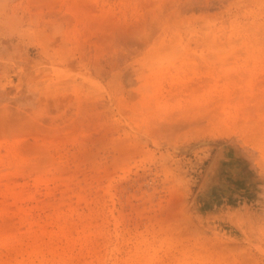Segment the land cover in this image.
<instances>
[{"label":"rangeland","instance_id":"374dc122","mask_svg":"<svg viewBox=\"0 0 264 264\" xmlns=\"http://www.w3.org/2000/svg\"><path fill=\"white\" fill-rule=\"evenodd\" d=\"M0 178V264H264V0H0Z\"/></svg>","mask_w":264,"mask_h":264},{"label":"bare ground","instance_id":"6f19581e","mask_svg":"<svg viewBox=\"0 0 264 264\" xmlns=\"http://www.w3.org/2000/svg\"><path fill=\"white\" fill-rule=\"evenodd\" d=\"M2 163H4V162H2ZM5 163H7V162H5ZM8 165H10V163ZM226 167H228V168L226 169ZM219 168L220 169L224 168V171H223L222 174L220 173V169ZM250 169H251L250 162H247V160L245 158L242 159L241 154L238 152V150L235 147L228 146V145L225 146V147L223 146L218 151V153L215 155V157L213 159V162H212V165H211L210 173L207 172L208 175L206 176L204 184H202V186L200 185L202 188H200V191H199V193H198V195L196 197V201H198L200 198L201 199H205L206 196H209V201H210L211 200L210 195H211V192H213V191H210V189L216 184L221 185V187H222V184L227 185V182H228V185H229V183L230 184L232 183L230 185L231 188H235V185H237L239 183L240 184L239 186L242 187V192H240V193L242 195H244V193H246L245 187L247 189H249V185H245V187L242 186L243 185L242 179L244 180V178L246 176V174H244L243 177H242V174L244 172H249ZM233 174H234V176H232ZM218 180L221 181V182H218ZM1 181H2V178H0V182ZM244 183H245V181H244ZM228 185L226 187L228 189H230L228 187ZM11 188H14V187H11ZM14 189H16V188H14ZM2 194L3 195L12 196L14 198H21V197L24 196V193L14 192L10 188H8L6 190H3ZM28 196H30V195H28ZM209 201L207 203H209ZM0 208H2V207H0Z\"/></svg>","mask_w":264,"mask_h":264}]
</instances>
